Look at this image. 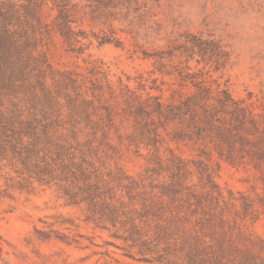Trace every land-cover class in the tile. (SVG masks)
Segmentation results:
<instances>
[{
    "label": "rangeland",
    "instance_id": "rangeland-1",
    "mask_svg": "<svg viewBox=\"0 0 264 264\" xmlns=\"http://www.w3.org/2000/svg\"><path fill=\"white\" fill-rule=\"evenodd\" d=\"M104 5L87 8L94 13L79 23L91 41L82 55L67 51L60 39L50 46L55 70L86 74L87 68L99 66L113 80L130 77L135 90L141 81L147 91L161 87L163 92L151 93L167 101L179 87L155 72L151 56L178 48L189 34L213 36L229 53L225 68L198 63L200 57L187 62V55L174 58V65L188 63L193 72H208L214 89L227 88L264 124V0H106ZM52 17L49 13L48 20ZM101 39L113 43L99 44ZM116 125L123 140L112 133L118 154L105 161L103 171L110 176L100 195L80 191L76 198L34 175L18 177L9 168L0 173V264H188L185 252L195 232L167 197L160 201L149 194L152 187L175 180L198 195L213 189L226 201L235 198L236 206L224 213L225 235L240 246L264 243V172L229 164L209 148L170 142L191 171L176 176L169 162L156 164L152 151L128 146L129 122L117 117ZM120 174L136 180L147 194L130 200Z\"/></svg>",
    "mask_w": 264,
    "mask_h": 264
},
{
    "label": "trees",
    "instance_id": "trees-1",
    "mask_svg": "<svg viewBox=\"0 0 264 264\" xmlns=\"http://www.w3.org/2000/svg\"><path fill=\"white\" fill-rule=\"evenodd\" d=\"M87 1L86 7L77 0L0 1V173L9 168L18 177L34 175L76 198L80 191L100 195L105 176H110L103 171L105 161L118 154L112 133L123 140L117 117L131 124L133 131L125 136L128 146H144L159 166L169 162L176 176L191 171L170 142L209 148L229 164L252 165L264 172V124L259 114L234 99L227 88L214 89L208 72H193L188 63L174 65V58L187 55V62L200 57L198 63L225 68L229 53L213 36L189 34L178 48L151 56L155 72L176 80L172 85L179 87L171 90L167 101L151 93L163 92L161 87L147 91L141 81L135 90L130 77L113 80L99 66L87 68L86 74L55 70L49 48L56 39L79 56L86 41L91 42L79 23L94 13L87 8L104 7L106 0ZM106 43L113 41H99ZM186 88L193 91L185 93ZM120 178L130 200L147 194L133 178ZM5 179L10 182L13 176ZM208 190L198 195L175 180L149 192L160 201L167 197L195 232L185 252L188 264H264L263 242L240 246L225 235L224 213L236 206V199L226 201L219 191Z\"/></svg>",
    "mask_w": 264,
    "mask_h": 264
}]
</instances>
